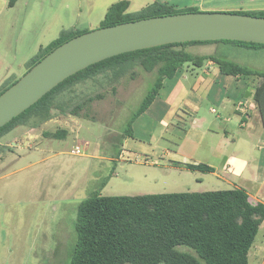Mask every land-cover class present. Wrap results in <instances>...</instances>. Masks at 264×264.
I'll use <instances>...</instances> for the list:
<instances>
[{
	"label": "rangeland",
	"instance_id": "374dc122",
	"mask_svg": "<svg viewBox=\"0 0 264 264\" xmlns=\"http://www.w3.org/2000/svg\"><path fill=\"white\" fill-rule=\"evenodd\" d=\"M118 1L17 0L10 6V0H0V91L22 77L28 61L63 33L101 27L107 10ZM128 1V12L139 17L157 0ZM231 54L246 56L237 50ZM248 56L264 70V51ZM113 71L57 95L50 120L31 115L0 136V264H66L76 239L79 204L96 190L104 196L166 193L178 187V180L186 188H203L193 187L196 175L191 171L171 174L134 159H110L118 156L130 118L157 77L156 69L147 71L136 63L118 67L116 75ZM89 97L93 100L73 113L75 105ZM63 129L65 137L44 136ZM161 131L157 127L156 133ZM132 134L147 138L144 131ZM25 135H37L38 140L30 147L23 143ZM112 172L101 189L103 178ZM179 249L195 253L186 246Z\"/></svg>",
	"mask_w": 264,
	"mask_h": 264
},
{
	"label": "trees",
	"instance_id": "16d2710c",
	"mask_svg": "<svg viewBox=\"0 0 264 264\" xmlns=\"http://www.w3.org/2000/svg\"><path fill=\"white\" fill-rule=\"evenodd\" d=\"M17 0H10L13 6ZM130 2L121 0L107 10L101 27L141 18L201 11L197 7L177 9L164 2L145 6L139 17L128 12ZM264 16L263 11H239ZM88 30L63 33L27 63V71L48 53L71 38ZM227 42L250 47L264 44L236 40L190 41L122 53L68 77L38 102L0 128V136L20 125L23 119L38 115L48 121L53 117L57 95L81 81L109 70L136 63L147 71L157 70L154 84L132 114L129 129L124 136H132L133 122L145 112L159 94L165 79L175 78L178 70L189 63L202 67L209 59L221 65V71L232 75H260L264 71L243 66L233 60L215 55H198L185 48L191 44ZM18 79L5 84L3 93ZM93 98L78 103L72 109L77 114ZM65 129L44 132L45 137H65ZM189 168L211 171L205 165H188ZM113 172L104 177L100 187L106 186ZM264 221V204H253L242 188L210 190L204 192H170L140 195L104 196L96 190L78 207L75 222L76 239L66 264H249V252ZM180 246L192 249L180 250Z\"/></svg>",
	"mask_w": 264,
	"mask_h": 264
},
{
	"label": "crops",
	"instance_id": "0c3cea01",
	"mask_svg": "<svg viewBox=\"0 0 264 264\" xmlns=\"http://www.w3.org/2000/svg\"><path fill=\"white\" fill-rule=\"evenodd\" d=\"M157 1L179 8L197 7L201 11L264 10V0ZM185 49L192 54L215 55L264 71L248 56L263 52L264 47L214 42L191 44ZM234 50L246 56L234 57L231 54ZM181 68L175 82L165 79L161 88L164 94L160 90L149 108L133 122L132 130L144 131L147 138L124 136L118 156L110 159L122 160V154L127 153L144 164L136 158L148 157L152 161L145 164L152 166L153 171H171V174L191 171L196 175L193 187L203 186L186 188L178 180V187L166 193L242 188L251 203L264 204V79L260 75L225 74L214 59L207 60L202 67ZM157 127L163 128L160 134L156 133ZM25 138L23 143L30 147L38 140L37 135H25ZM199 164L212 170L188 167ZM249 264H264V221L249 252Z\"/></svg>",
	"mask_w": 264,
	"mask_h": 264
},
{
	"label": "water",
	"instance_id": "95a60500",
	"mask_svg": "<svg viewBox=\"0 0 264 264\" xmlns=\"http://www.w3.org/2000/svg\"><path fill=\"white\" fill-rule=\"evenodd\" d=\"M236 40L264 44V16L198 11L99 27L62 43L0 94V128L68 77L122 53L170 43Z\"/></svg>",
	"mask_w": 264,
	"mask_h": 264
},
{
	"label": "built area",
	"instance_id": "2783aa9c",
	"mask_svg": "<svg viewBox=\"0 0 264 264\" xmlns=\"http://www.w3.org/2000/svg\"><path fill=\"white\" fill-rule=\"evenodd\" d=\"M244 110H245V109H244ZM76 152H77V153L80 152V150H79L78 147H77V149H76ZM122 158H123V159H132V157H131L129 154H127V153L122 154ZM136 160H140V161H142V162H144V163H149V162L152 161V160L149 159L148 157H145V158H144V157H143V158H139V157H137Z\"/></svg>",
	"mask_w": 264,
	"mask_h": 264
}]
</instances>
